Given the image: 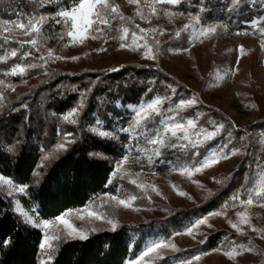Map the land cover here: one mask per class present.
I'll return each mask as SVG.
<instances>
[{"label": "rangeland", "instance_id": "rangeland-1", "mask_svg": "<svg viewBox=\"0 0 264 264\" xmlns=\"http://www.w3.org/2000/svg\"><path fill=\"white\" fill-rule=\"evenodd\" d=\"M108 2L117 7V13L113 14L117 18L110 21V27L101 25L104 28L103 33H90L83 43L79 42L78 37L67 36L70 21L66 24L58 15L64 10L72 9L79 0L59 6L54 14H41L46 20L41 29L42 38L35 46L26 43L36 38L35 34L23 35L21 29L11 23H5L25 19L33 12L17 10L11 17L6 18L0 14V57H7L6 61L0 60V95H2L0 114L10 108L23 107L26 108L25 115L28 119L19 125L14 136L10 137L2 131L1 148L17 152L28 140L29 131L34 133L38 131L39 139L45 141L46 145L42 144V156L34 174L37 180L50 163L77 139L82 128L80 124L89 101L91 87L88 86L90 88L80 98V100L84 99L83 108H78L80 101L74 107L78 108V114L74 117L77 123H70L62 117L72 109L56 115L47 107L45 83L50 80L52 72L81 75L84 79L90 78L92 73H104L126 65L149 66L158 68L169 79L174 89H181L179 91L181 95L178 93L169 96L156 93L142 102L129 103L128 111L117 116L113 129L106 127L104 121L100 120L102 129L112 133L107 138L119 139L123 143L122 154L117 157L96 153L98 156L108 157L113 162L112 182L117 186L116 191L104 193L86 205L63 212L52 220L42 218L35 208L25 205L23 201V196L27 194L25 184L16 183L1 172L0 191L9 197L14 210L24 222L41 228L44 234L41 245L45 244V236L48 237V243L52 244L53 248L50 250L45 244L42 248L44 259L65 239L71 238L68 236L70 229L60 222V217L90 235L93 233L92 229L96 231L112 229L108 220L116 222L118 227L124 223L162 218L179 209L198 207L221 190L230 187V194L217 207L193 218L187 227L175 230L170 237L149 241L138 257L127 260L125 264H156L162 260L160 256L165 257L176 252L171 248H162L157 250V253L143 256L147 246L154 241L174 244L179 250H193L191 253L177 256L169 264H179L180 261L195 256H199L200 259L193 260V264H264V197L253 196V204L250 206L231 199L232 196L240 193L241 200H246L247 188L252 186L249 177L254 179L259 175L258 170L264 169V154H260L264 148V0L261 3L262 14L243 23L249 25L248 28H235L220 21L206 22L197 14L179 11L175 9L174 4L167 2L156 3L155 0H139L138 3L135 0H108ZM153 8L155 15L151 14ZM138 12L143 13L146 19L142 20ZM120 16L124 19L121 20ZM136 25H139V28H136ZM185 25H191L187 32L182 31ZM212 26H217L214 35L203 37L198 35L201 28ZM125 27L129 29L125 41L111 38L122 35V29ZM139 29H156V31L149 32L146 38L142 39L143 34ZM133 31L137 33L135 44L139 50L132 51L130 47L121 48V43L129 46L134 43ZM177 31H181L179 37L176 36ZM93 35L97 38L93 39ZM157 40L158 52L155 47ZM145 43L152 48L155 59L145 58L146 49L143 47ZM13 50L17 51L16 57L11 56ZM49 50L53 52L54 57L59 56L62 59L48 58ZM25 53L31 54L26 56ZM73 57L78 59H72ZM31 64H36L37 67L30 68ZM16 65L25 68L23 76L5 74ZM226 72L229 74L225 75ZM156 97L167 98L162 105L164 110L181 99L194 98L197 103L184 109L180 115L195 119L197 128L202 126L209 131L213 130L214 124H224V129L215 137V139L219 137L218 143H211L215 139L209 141L198 149L200 152L198 157L191 156V152L197 149L179 147L172 149L179 153L178 161L175 163L166 159L167 149H165L159 158L153 156V162L149 163L145 154L139 151L148 146L142 139L140 141L133 139L136 133L123 132L121 129L127 128L134 118L133 108L129 106L138 107ZM169 99L174 101H170L171 103L166 106ZM167 115H175V113L165 111V116ZM155 119L158 120L160 117ZM148 123L151 124L152 121ZM93 127H97V124L90 129ZM238 131L243 142L235 144L233 133L236 134ZM229 132L231 136L228 135ZM66 134L71 135L66 136ZM61 144L65 145V149H58ZM224 145L227 147H222ZM208 149L212 151L219 149L229 158L221 159L212 167L193 173L191 176L180 173L179 168L185 164L198 163ZM233 149L237 150L235 155L231 154ZM249 152L250 158L247 160L246 155ZM254 153L257 157L251 159ZM45 156H49V159L45 160ZM125 157L128 158L126 161ZM240 170L243 171L242 176H239ZM4 180H11L12 185L3 183ZM130 180H136L137 184L148 187L141 190L130 183ZM152 186L158 189L160 194L153 191ZM21 187L24 188L23 192L19 191ZM178 192L187 195L182 196ZM113 195L118 198L134 195L137 199L128 201L129 207L125 208L109 198ZM89 212H95L102 218L89 216ZM215 212L222 214L211 215ZM240 212H245L249 218V224L240 225L245 235H239L228 222L229 220L238 222L240 218L237 213ZM200 218H207V224L195 229V238L187 234H177L186 233L188 227ZM45 223L48 227H44ZM219 231L222 232V240L213 247H206L210 237ZM55 236H59L60 239H53ZM225 237L229 239L226 240ZM231 241H235L237 253L229 259L225 253L231 251L233 247ZM241 246L245 249L250 247L252 250L240 252Z\"/></svg>", "mask_w": 264, "mask_h": 264}, {"label": "trees", "instance_id": "trees-1", "mask_svg": "<svg viewBox=\"0 0 264 264\" xmlns=\"http://www.w3.org/2000/svg\"><path fill=\"white\" fill-rule=\"evenodd\" d=\"M76 1L0 0V14L5 18L11 17L17 10L54 14L59 6ZM261 3L262 0H178L174 5L175 9L197 14L206 22L220 21L235 28H248L249 25L243 23L262 14ZM51 75L45 83V94L48 109L56 115L73 109L91 87L77 139L50 163L37 180L34 174L42 156V144L46 145L39 139V132L29 131L28 140L17 152L2 149L0 143V172L27 186V194L23 196L25 205L35 208L46 220L84 206L104 193L116 191L117 186L112 182L113 162L96 153L117 157L122 154L123 143L119 139L100 138L89 131L97 120H103L106 127L113 129L117 116L128 111L129 103L142 102L156 93L174 96L181 91L177 88L173 92L169 79L158 68L149 66L126 65L116 71L92 73L90 78L84 79L81 75H63L60 72H52ZM170 101L174 100L169 99L166 106ZM25 110L15 107L1 112L0 137L2 131L10 137L14 136L19 125L28 121ZM233 135L235 144L243 142L240 131ZM218 140L219 137L211 143L217 144ZM260 154H264V148ZM165 157L175 163L179 153L167 149ZM255 157V153L251 155V159ZM249 158L250 152L246 155V159ZM242 174L240 170L239 176ZM230 192L231 188L227 187L198 207L179 209L162 218L124 223L115 231L102 229L88 235L87 240L67 238L52 252L51 258L48 255L43 259V231L24 222L9 197L0 191V264H125L127 260L138 257L149 241L168 238L175 230L184 229L193 218L217 207ZM222 238L221 231L214 233L206 247L217 245ZM191 251H176L156 264H169L177 256Z\"/></svg>", "mask_w": 264, "mask_h": 264}, {"label": "snow or ice", "instance_id": "snow-or-ice-1", "mask_svg": "<svg viewBox=\"0 0 264 264\" xmlns=\"http://www.w3.org/2000/svg\"><path fill=\"white\" fill-rule=\"evenodd\" d=\"M33 2H38V0H33ZM135 2H139V0H135ZM156 3H171L176 4L178 0H155ZM114 13H117V7L111 5L108 0H79V3L74 6L70 10H64L58 15L64 19V22L67 24L70 21L69 30L67 31V36L69 37H78L79 42L83 43L85 39L88 38L90 33H103L104 28L103 26H109L110 27V21L112 19H116L117 17L113 15ZM142 20L146 19L143 13L138 12L137 13ZM152 15H155V8L152 9ZM167 14V13H165ZM121 20L124 19L123 16L119 17ZM46 20V17L38 14L36 12H33L30 16H27L25 19H19L18 21H11V22H5L13 24L14 27L19 28L22 30V34L26 36H31L33 34L36 35V38L27 41L26 43H30L31 45L35 46L38 43V40L42 38L41 29L43 27V24ZM26 21V22H25ZM60 22L59 20L57 21ZM150 22V21H149ZM197 23H199V20H197ZM136 28H139V25H136ZM191 28V25H185L182 29V31L187 32ZM7 30V29H5ZM123 34L118 36L111 37L112 39H119L120 41H125L127 39V34L129 32V29L127 27L122 29ZM140 33L143 34L141 36L142 39L146 38L147 34L149 32H155L156 29H139ZM217 31V26L212 27H206L201 28L198 32V35L203 37L205 35H214ZM181 35V31L176 32V36L179 37ZM63 39V37H61ZM93 39L97 38L96 35L92 36ZM137 39V33L135 31L132 32V40L133 44L131 46L121 43L120 47H130V50L137 51L139 50L138 47L135 44V41ZM21 47H23V44H21ZM143 47L146 49L145 58L147 59H155V55L152 54V48L145 43ZM155 47L156 51H159V41H155ZM106 50V49H105ZM241 51H243V46H241ZM31 53H25V55H30ZM12 57L17 56V51L13 50L11 52ZM48 58H55V59H62V57L53 55V52L51 50L48 51ZM40 59H44V57H40ZM72 59H78V57H73ZM0 60H7V57H0ZM30 68H36V64L29 65ZM117 69H113V71H116ZM5 74L9 75H21L23 76L25 74V68L20 67L19 65H16L15 67H12L9 72H6ZM229 73H225V75H228ZM14 90V89H13ZM173 92H175V89H173ZM0 98H2V95H0ZM167 98H161L156 97L150 102H146L141 104L138 107L129 106L130 108H133L134 112V118L132 119L131 123L127 128H122L121 131L123 132H129V133H136V135L133 137V139L140 141L143 140V143L147 145L148 147L142 148L139 151L145 154V158L149 163L153 162V156L156 158H159L163 154V150L165 149H174V148H182V149H197V151L191 152V156L198 157L200 156V152L198 151L199 148L203 147L205 144H207L209 141L215 139L217 135L221 133V131L224 129V124H214L213 130L209 131L207 128L200 127L197 128V121L193 118H186L180 115V113L197 103V101L194 98H190L188 100H179L176 102L173 106H170L166 110L162 109V105L164 103V100ZM84 106V99L82 98L80 100V103L78 105L79 109H82ZM78 108H73L69 113L63 115V120L68 121L70 123H77V120L74 118L78 114ZM165 111L167 113H175V115H167L165 116ZM156 117H160V119H155ZM152 121L151 124L148 122ZM97 127H93L90 130L97 135L100 138H107L112 135L111 132L107 130L102 129V122L97 120L96 121ZM71 134H66V136H70ZM229 136H231V132L228 133ZM222 147H227V145H224ZM58 149H65V145L61 144L58 146ZM237 152L236 149L232 150V155H235ZM151 153V154H149ZM229 156L225 154L221 150L212 151L211 149H208L206 154L198 161V163L189 165L185 164L178 170L182 175H188L191 176L193 173H199L202 170L212 167L213 165L220 162L221 159H227ZM45 160L49 159V156L44 157ZM125 161L128 159L127 157L124 158ZM259 175L256 176L254 179L252 177H249V180L251 181L250 187L247 188V195L248 198L246 200H241L240 193H237L236 195L232 196V201H239L241 204L245 205H252L253 204V196L255 197H264V169H259ZM127 175V174H126ZM139 175V173H137ZM124 178V177H122ZM218 183H223V181H217ZM3 183L7 185H12L11 180H4ZM130 183L136 185L137 188H140L141 190L146 189L148 186L143 184H137L136 180H130ZM153 191H156L157 194L159 193V190L156 189L154 186ZM173 188L175 189V185H173ZM19 191L23 192L24 188H19ZM179 195H187L184 192H178ZM211 191L209 190V195H211ZM113 201H117L119 205L124 206L125 208L129 207L128 201H135L137 199L136 196H129L127 198H118L116 196H110L109 197ZM150 199V197H149ZM227 207V205H225ZM221 212H215L211 215L213 216H219L221 215ZM89 216H96L97 219L102 218L99 214L95 212H89ZM237 216L240 218L238 222H233L229 220L230 226L236 230V232L239 235H245L243 229L241 228V224H249V218L246 215L245 212L237 213ZM83 219V217H80ZM30 219V218H29ZM60 222L63 224H66L67 227L70 229L68 232V236L72 238H78L80 240H87L88 235L86 234V231L83 229H77L73 225L69 224L68 221L64 220L63 217L59 218ZM109 224L112 225V230L115 231L117 224L113 220L107 221ZM207 224V218H200L199 220L195 221L193 225L189 226L186 233H177L179 234H187L190 236H194V231L196 228H198L200 225ZM211 227V225H208ZM44 227H48L47 223H45ZM254 231L256 229H253ZM92 231H96V229H92ZM53 239H60L59 236L53 237ZM226 240H228V237H225ZM5 243H8V241H5ZM200 243H204V241H200ZM233 247L231 251L226 252L225 254L229 257V259H232L234 256V253H237V247L235 245V241H231ZM251 242H249L250 244ZM45 244L47 245L48 249H52V244L48 243V237L45 236ZM45 244L41 245V248L45 247ZM162 248H171L173 251H179V249L174 244H170L164 241H154L152 244L148 245L146 250L143 252V256H149L151 253H157V250ZM252 249L249 247L248 249L243 248V246L240 247V252L243 251H251ZM49 258H51V252H49ZM160 259H163L164 257L160 256ZM199 256L192 257L187 260H182L179 262V264H193V260H199Z\"/></svg>", "mask_w": 264, "mask_h": 264}]
</instances>
